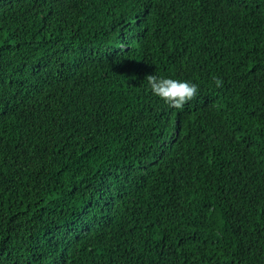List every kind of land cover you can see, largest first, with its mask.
<instances>
[{"label":"trees","instance_id":"trees-1","mask_svg":"<svg viewBox=\"0 0 264 264\" xmlns=\"http://www.w3.org/2000/svg\"><path fill=\"white\" fill-rule=\"evenodd\" d=\"M0 264H264V0H0Z\"/></svg>","mask_w":264,"mask_h":264},{"label":"clouds","instance_id":"clouds-1","mask_svg":"<svg viewBox=\"0 0 264 264\" xmlns=\"http://www.w3.org/2000/svg\"><path fill=\"white\" fill-rule=\"evenodd\" d=\"M146 78L151 92L175 109H182L199 91V85L188 79L158 74L148 75ZM213 79L218 88L223 86L222 78Z\"/></svg>","mask_w":264,"mask_h":264}]
</instances>
